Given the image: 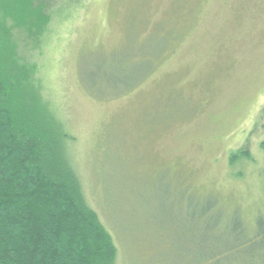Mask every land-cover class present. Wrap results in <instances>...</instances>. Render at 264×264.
<instances>
[{"label": "rangeland", "instance_id": "obj_1", "mask_svg": "<svg viewBox=\"0 0 264 264\" xmlns=\"http://www.w3.org/2000/svg\"><path fill=\"white\" fill-rule=\"evenodd\" d=\"M34 3L48 22L26 57L74 138L73 164L115 264H264V0ZM155 39L159 52L130 88L99 97L111 89L84 79L87 66L97 73ZM239 151L250 157L231 159ZM188 194L238 211L247 231L200 218L207 199Z\"/></svg>", "mask_w": 264, "mask_h": 264}, {"label": "trees", "instance_id": "obj_2", "mask_svg": "<svg viewBox=\"0 0 264 264\" xmlns=\"http://www.w3.org/2000/svg\"><path fill=\"white\" fill-rule=\"evenodd\" d=\"M16 1L17 8L11 0H0V264H115L113 237L89 205L73 164L74 138L45 97L37 63L26 57L29 41L38 44L48 17L33 5L35 0ZM156 39L143 43L135 54L129 43L124 52L102 59L97 73L87 66L84 79L111 89L99 97L130 88L159 52ZM148 43L153 46L143 47ZM118 57V69L112 70ZM129 68L139 70L129 76ZM116 82L124 86L118 88ZM260 145L264 150V140ZM238 154L250 157L239 151L231 159ZM189 194L196 201L207 199L200 218L216 215L215 226L222 219L234 230L243 226L238 211L221 208L209 196ZM262 222L257 235H264Z\"/></svg>", "mask_w": 264, "mask_h": 264}]
</instances>
